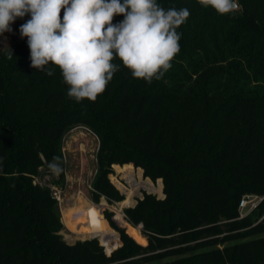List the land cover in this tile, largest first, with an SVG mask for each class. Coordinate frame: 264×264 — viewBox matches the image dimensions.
I'll list each match as a JSON object with an SVG mask.
<instances>
[{
    "label": "trees",
    "instance_id": "1",
    "mask_svg": "<svg viewBox=\"0 0 264 264\" xmlns=\"http://www.w3.org/2000/svg\"><path fill=\"white\" fill-rule=\"evenodd\" d=\"M237 2L220 15L198 0H157L190 11L172 67L149 84L116 59L95 102L68 97L58 68L33 69L27 38L11 55L0 48V264H264V0ZM77 126L99 140L94 203L124 199L109 177L114 165L139 167L163 187V197L144 192L124 209L144 236L134 226L128 235L104 209L122 241L110 254L104 246L116 243L102 234L104 246L62 233L51 185L65 186L63 138ZM245 194L263 199L240 217Z\"/></svg>",
    "mask_w": 264,
    "mask_h": 264
},
{
    "label": "clouds",
    "instance_id": "2",
    "mask_svg": "<svg viewBox=\"0 0 264 264\" xmlns=\"http://www.w3.org/2000/svg\"><path fill=\"white\" fill-rule=\"evenodd\" d=\"M218 14L237 11V0H198ZM61 13H63L61 17ZM123 20L113 23L115 16ZM27 38L30 66L52 75L58 68L67 95L77 103L95 102L119 70V59L133 78L160 80L180 52L177 29L188 8H163L157 0H0V35L11 32L17 18ZM53 171H59L51 165Z\"/></svg>",
    "mask_w": 264,
    "mask_h": 264
},
{
    "label": "rangeland",
    "instance_id": "3",
    "mask_svg": "<svg viewBox=\"0 0 264 264\" xmlns=\"http://www.w3.org/2000/svg\"><path fill=\"white\" fill-rule=\"evenodd\" d=\"M29 18H30L29 16H25L23 19L17 18L15 23L11 25L12 31L5 32L4 34L0 35V48L2 50L9 51L11 48L14 49L15 45L23 39L20 36L19 27L21 24L25 23L26 20ZM75 148L73 152L70 153V157L67 156V178L65 180V186L63 187V193L61 192V200L59 203L63 212L62 220L65 223L66 227L70 230L69 231L68 229H63L62 233L64 235L65 240H67L70 243L75 242L76 240L79 239L91 238L92 236H97V238L99 239V234H102V236H104V233L96 228L95 214L93 209L88 210V212L85 213L84 215H81L71 220L64 221V214L69 213L74 209L75 207L74 205H76L81 199L80 196L91 202L90 183L95 171V161L92 156L93 155L92 150L94 149V147L92 146L89 147V149L91 150H87L88 152H85L84 150H79L77 147ZM123 166L114 165L113 166L114 172L111 173L109 177L111 181H113V183L121 190L122 194L124 195V199L119 202L109 204L105 202L106 200L104 198H101L99 203H91V204L95 208L101 207V210L103 207H105L104 209L112 210L114 212L112 219L116 222L118 227L123 228L125 232L131 237H133L131 233L134 232V227H139L140 233L141 235H143L141 225L135 226L131 224L124 216L125 214L124 209L129 206H134L138 202V200L142 198L144 192L153 193L156 194L158 197H163L164 196L163 187L162 185L160 186L159 179L152 180L149 177H144L143 170L139 169V167L134 166L132 170H130L129 167L124 168ZM46 179L48 180L49 178L46 177ZM136 187L137 189H135ZM130 193H132L131 202L129 204H122V202L128 197V194ZM68 205H73V206H68ZM116 208L122 211V215H120V219L117 218L118 212ZM121 217L123 219H121ZM88 219H91L94 226L93 227L94 230L92 232L76 233L69 228V226L78 227L83 223H85ZM110 227L117 235L116 246L111 251H107L106 247L102 244L101 240L99 239L100 243L104 246L105 252L107 254H110L113 250L117 249L122 245L120 233L114 227L112 226ZM96 229L101 232H97ZM102 241H103V237H102Z\"/></svg>",
    "mask_w": 264,
    "mask_h": 264
},
{
    "label": "crops",
    "instance_id": "4",
    "mask_svg": "<svg viewBox=\"0 0 264 264\" xmlns=\"http://www.w3.org/2000/svg\"><path fill=\"white\" fill-rule=\"evenodd\" d=\"M98 145H99L98 137L89 128H87L85 126H77V127L73 128V129H71L64 136L62 148H63L64 158H65V162H66L65 180L67 178V156L70 157V153L73 152L75 147H77L79 150H84L85 152H88L87 150H91V149H89V147H91V146L94 147V149L92 150L93 151V155L92 156H93L94 161H95V171H94V174H93V177H94L95 172H96V153H97ZM93 177L91 179V182L93 180ZM90 185H91V183H90ZM61 192L63 193V189L62 188H61ZM80 198L81 199L79 200V202L76 205H74V206H78L79 203L80 204L81 203H94L92 200H91V202H89L88 200L84 199L81 196H80ZM102 198L105 199V197H102ZM60 200H59V203H60ZM105 202L108 203L107 200ZM59 206H60V204H59ZM68 206H73V205H68ZM104 208L105 207L102 208V214H103V217L105 218V216H104ZM60 210H61V217H62V208L61 207H60ZM69 220H71V219H69ZM106 221L108 222L107 219H106ZM62 222H63V220H62ZM63 224H64V229H68L64 222H63Z\"/></svg>",
    "mask_w": 264,
    "mask_h": 264
},
{
    "label": "bare ground",
    "instance_id": "5",
    "mask_svg": "<svg viewBox=\"0 0 264 264\" xmlns=\"http://www.w3.org/2000/svg\"><path fill=\"white\" fill-rule=\"evenodd\" d=\"M129 169L132 170L131 168ZM135 189H137V187ZM131 194L132 193L128 194V197L122 202V204H129L131 202ZM90 209H93L94 214H95L96 228L101 230L104 233L103 241L110 243V244L116 243L117 240L114 237L112 230L110 229V227L108 226V224L106 223L103 217L101 207L95 208L91 203H81V204L79 203V205L75 206L71 212L64 214V221L69 220V219H74L76 217L84 215ZM116 210L118 212L117 218L120 219V215H122V211L117 208ZM121 219L123 218L121 217Z\"/></svg>",
    "mask_w": 264,
    "mask_h": 264
},
{
    "label": "built area",
    "instance_id": "6",
    "mask_svg": "<svg viewBox=\"0 0 264 264\" xmlns=\"http://www.w3.org/2000/svg\"><path fill=\"white\" fill-rule=\"evenodd\" d=\"M46 177L49 178V176H46ZM46 177H45V179H42L40 182H46L47 181ZM51 188H52V193H53L54 197H56L58 200H60L61 199V188L57 187L56 185H51ZM262 199H263V196L257 195V194H245V195H243L240 198L239 203H238L239 216L243 217V216L247 215L248 213H250L255 207H257V205L260 203V201ZM124 216L129 221L128 217L125 214H124ZM141 227H142V225H141Z\"/></svg>",
    "mask_w": 264,
    "mask_h": 264
},
{
    "label": "water",
    "instance_id": "7",
    "mask_svg": "<svg viewBox=\"0 0 264 264\" xmlns=\"http://www.w3.org/2000/svg\"><path fill=\"white\" fill-rule=\"evenodd\" d=\"M13 49L11 48L9 51H8V55H11ZM92 237H97V236H92Z\"/></svg>",
    "mask_w": 264,
    "mask_h": 264
}]
</instances>
